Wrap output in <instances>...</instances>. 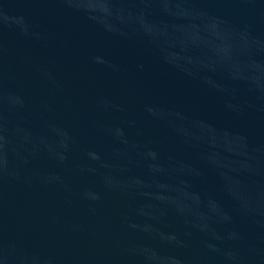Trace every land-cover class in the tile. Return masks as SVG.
Here are the masks:
<instances>
[{"label":"water","instance_id":"1","mask_svg":"<svg viewBox=\"0 0 264 264\" xmlns=\"http://www.w3.org/2000/svg\"><path fill=\"white\" fill-rule=\"evenodd\" d=\"M0 264H264V0H0Z\"/></svg>","mask_w":264,"mask_h":264}]
</instances>
